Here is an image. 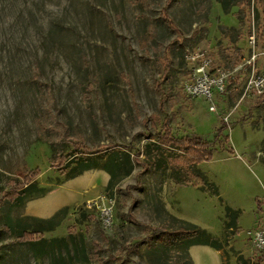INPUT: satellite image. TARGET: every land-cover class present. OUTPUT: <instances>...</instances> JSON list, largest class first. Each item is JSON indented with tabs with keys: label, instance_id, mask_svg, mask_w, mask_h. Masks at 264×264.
I'll use <instances>...</instances> for the list:
<instances>
[{
	"label": "rangeland",
	"instance_id": "obj_1",
	"mask_svg": "<svg viewBox=\"0 0 264 264\" xmlns=\"http://www.w3.org/2000/svg\"><path fill=\"white\" fill-rule=\"evenodd\" d=\"M227 1L224 11L218 0H0V264L185 262L158 249L167 232L150 238V228L172 224L167 204L217 237L224 205L239 210L227 255L195 245V264H238L240 253L264 264L248 235L264 226V92L250 89L262 71L264 0ZM196 50L211 58L212 73L228 74L214 110L184 88L193 69L186 56ZM165 119L177 136L214 141L212 158L198 168L218 196L175 185L162 171L137 177L136 163L105 190L108 154L141 152ZM66 155L98 168L69 179L76 169L60 163ZM35 168L48 193L13 203L15 184ZM65 206L61 223L40 236L65 238L71 257L63 244L40 254L6 231L10 220L36 227L32 218ZM81 240L85 262L73 249Z\"/></svg>",
	"mask_w": 264,
	"mask_h": 264
},
{
	"label": "trees",
	"instance_id": "obj_2",
	"mask_svg": "<svg viewBox=\"0 0 264 264\" xmlns=\"http://www.w3.org/2000/svg\"><path fill=\"white\" fill-rule=\"evenodd\" d=\"M218 1L222 9L227 11L229 2L227 0ZM149 120L153 121V116ZM223 128L224 126L221 125L216 130L215 138L221 134ZM214 149V141L206 140L199 135L177 136L173 132L169 120L165 119L161 122L156 139L145 144L141 152L137 151L131 156L126 151L114 150L108 154L104 164L101 166L110 176L105 190H110L118 181L128 176L133 170V163H136L141 167V172L137 174V177H140L142 172L149 169L162 171L164 176L175 185L190 184L201 188L211 195L218 196L217 186L209 181L198 168L200 163L209 161L212 158ZM60 159L61 164H66V166L73 165L74 169H76V172L69 176V179L81 175L84 171L98 168V164H92L91 160L83 155L74 157L69 161L67 155L65 157L61 156ZM39 173V169L35 168L25 175L23 182L15 184L14 190L9 194L14 201L13 203L22 205L27 201L41 198L48 193L47 188L38 186L36 182ZM67 211L68 207L65 206L58 209L48 218H32L34 219L32 221L37 223L36 227L23 225V220H17L14 225L12 224L13 221L10 220L5 224V228L9 234H14L21 244L27 245L40 254L47 247L63 244L67 248V256L71 257L65 238L46 239L40 236V233L44 231L55 229L64 219ZM166 215L172 224L150 228V238L156 237L160 232H167L169 234L168 238L157 247L163 251L162 253L166 257L183 258L185 260V262L181 263L178 261L176 264H194L189 254V249L195 245L209 246L215 250L222 251V255L226 256V247L231 237L238 231L237 219L239 210L232 209L226 204L224 205V220H222V237L213 236L200 226L177 218L168 212H166ZM80 216L83 220L87 219L85 212H82ZM73 249L74 254L81 256L85 262L87 255L83 240H81L78 248L74 246ZM151 249L148 250V254L156 251ZM236 260L238 264H248L247 260L240 254L236 255Z\"/></svg>",
	"mask_w": 264,
	"mask_h": 264
},
{
	"label": "built area",
	"instance_id": "obj_3",
	"mask_svg": "<svg viewBox=\"0 0 264 264\" xmlns=\"http://www.w3.org/2000/svg\"><path fill=\"white\" fill-rule=\"evenodd\" d=\"M250 42H254V36H250ZM186 58L193 65V69L191 80L184 84L185 90L191 96H203L210 102V110H214L215 93L225 92L227 72L217 69L215 73H212L211 58L200 50L190 52ZM250 85V89H253L255 95H261L264 92V53L262 71L259 76L252 80ZM248 235L252 246L258 251H264V226L249 231Z\"/></svg>",
	"mask_w": 264,
	"mask_h": 264
},
{
	"label": "crops",
	"instance_id": "obj_4",
	"mask_svg": "<svg viewBox=\"0 0 264 264\" xmlns=\"http://www.w3.org/2000/svg\"><path fill=\"white\" fill-rule=\"evenodd\" d=\"M168 206V204L166 205V209H167V211H168V213H170V214H172L171 213V211H170V209H169V206ZM57 210H55V211H53V213H49V214H38L40 217H43V218H48V217H50V216H52L55 212H56ZM173 215V214H172ZM173 216H175V215H173ZM175 217H177V216H175ZM177 218H179V217H177ZM181 219V218H180ZM217 237V236H216ZM191 248L192 247H190V249H189V254H190V250H191ZM217 251V253L221 256V259H222V251H219V250H216ZM240 255H242L243 256V253H240ZM190 256H191V254H190ZM246 257V256H245ZM192 258V257H191ZM193 260V259H192ZM194 262V261H193ZM194 264H195V262H194Z\"/></svg>",
	"mask_w": 264,
	"mask_h": 264
}]
</instances>
